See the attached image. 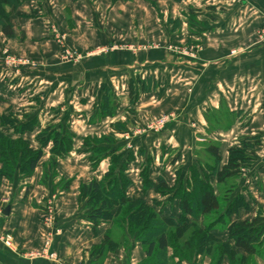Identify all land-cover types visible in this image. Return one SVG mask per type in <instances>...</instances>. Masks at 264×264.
<instances>
[{"label":"crops","instance_id":"1","mask_svg":"<svg viewBox=\"0 0 264 264\" xmlns=\"http://www.w3.org/2000/svg\"><path fill=\"white\" fill-rule=\"evenodd\" d=\"M6 9L13 37H6L0 26V116L10 112L16 124L0 125V131L10 139H22L32 151L41 148L38 135L46 129L61 128L72 142L70 152L55 160L59 177L70 180L59 196L51 182L41 184L42 165L54 161L51 142L42 148L43 157L28 179L15 173L13 181L2 180L0 186V230L12 234L22 251L41 247L43 207L53 206L60 230L52 249L57 259H29L0 242V264H77L83 251L112 229L111 224L101 223L93 232L85 215L76 213L80 185L101 181L110 165V158L101 155L93 167L90 149L108 148L122 159L131 155L125 171L131 182L127 197L142 198L163 218L177 219L178 200L172 199V193L154 191L158 178L168 188L185 184L188 167L202 159L185 155L175 145L194 149L196 139L213 142L224 164L228 149L252 138L253 130H264V0H20L16 8ZM53 28L67 37V49L82 54L81 63L60 61ZM142 38L155 46L102 52L112 43L143 44ZM169 46H199L200 51L191 58ZM4 48L31 60L32 67L5 65ZM169 110L182 114L180 136L169 131L166 139L145 136L133 147L125 146L124 132ZM224 114L232 118L225 129L231 135L227 141L221 139ZM125 115L128 125L120 120ZM31 121V129H20ZM102 138L112 143L94 144ZM87 139L91 148L84 144ZM263 152L255 157L259 167H264ZM145 167L152 186L143 192ZM254 175L264 176V168ZM252 189L242 194L248 210L240 209L231 221L255 218L258 206L263 207V197H256ZM215 194L219 195L216 189ZM248 211L252 215L246 216ZM213 234L227 241L224 230ZM142 250L140 243H134L131 264L144 259ZM116 258L106 264H129L122 253ZM83 264H88L85 257Z\"/></svg>","mask_w":264,"mask_h":264},{"label":"trees","instance_id":"2","mask_svg":"<svg viewBox=\"0 0 264 264\" xmlns=\"http://www.w3.org/2000/svg\"><path fill=\"white\" fill-rule=\"evenodd\" d=\"M19 3L20 0H0V20L6 7L16 8ZM2 33L8 38L13 37L10 23L7 22L2 27ZM15 124L16 121L10 112L0 116L1 126L12 127ZM33 124L31 121L20 129H31ZM61 130L58 128L42 131L38 135L41 148L37 151L30 150L22 139H10L0 131V185L4 179L13 181L16 171L23 180L28 179L43 157L42 148L51 142L50 152L54 161L45 166L46 171L41 179V184L47 185L48 172L55 165V160L67 155L71 150V138ZM253 140L258 141L257 138L243 139L238 145L228 149L224 164H221L218 147L208 146L206 151L213 159V164L197 160L188 167L185 184L180 183L177 187L168 188L163 178H158L154 191L161 195L172 193V199L178 200L180 216L177 219L163 218L161 212L156 211L142 198L127 197L126 191L131 182L125 176V171L133 159L131 155L122 159L116 151H110L108 148H92L90 151L93 154V167L98 165L101 155L110 158V165L101 181L94 180L82 184L79 188L80 202H84L85 219L93 232L101 223H108L124 231L127 236L135 237L144 249V264L191 262L194 255L202 254L201 251L211 257V264H220L224 256H227L230 264H248L249 258L255 257L259 249L264 248V216L259 214L252 219L231 221V216L236 215L240 209L248 208L242 194H236L226 206L222 203L220 194L216 196L215 188L210 184L214 179L216 185H226L228 180L240 175L241 166L252 159L254 149L258 146L257 141L256 144L252 143ZM93 142L95 145L112 143L109 138ZM85 146L91 148L88 140H85ZM18 159L21 160L19 164L16 163ZM141 178L143 192H146L152 186L148 178V167L142 170ZM61 187L63 191L67 190L69 182H63ZM231 191L224 192L229 195ZM213 215H217V223L225 217L230 219L223 229L227 233L226 242L213 234L217 228L215 223L199 225L200 220ZM111 235L112 229L107 230L102 243L91 248L90 264H103L106 256L116 249L117 244ZM211 250L215 252L209 253ZM237 251L241 253L235 254Z\"/></svg>","mask_w":264,"mask_h":264},{"label":"rangeland","instance_id":"3","mask_svg":"<svg viewBox=\"0 0 264 264\" xmlns=\"http://www.w3.org/2000/svg\"><path fill=\"white\" fill-rule=\"evenodd\" d=\"M9 14L10 13L5 8V11L2 14V16H1L2 18L0 20V26L1 27L5 26L7 22L9 23ZM5 16H7L6 19H5ZM263 32H264V28H262V30H261L262 34H263ZM65 39H67V37H65ZM142 40H145V42L143 44H138L137 42H132V43L127 42V43H122V44L121 43L120 44L112 43V45H116L118 47H124L123 50L118 48V49H116L114 51H130V52H136L138 50L147 49V48H151V47L155 46V43H148L149 41L147 39H143L142 38ZM64 41L66 42V40H64ZM112 45H110V46H112ZM169 48L172 51H175L176 53H178L181 56H185V57L189 56L191 58L196 57L198 51H200L199 46H193V47H189L187 49H185L184 47H177V46H169ZM60 49H61V51H60V54H59V58H60V61L62 63L79 64V63L82 62V58H83L82 54H80V53L78 54V53H75L73 51H70V54L65 55V50L66 49H63L61 46H60ZM106 49H104V50H106ZM114 51L105 52V53L106 54H110V53H113ZM88 52L90 54V52H93V51H88ZM1 54H2V57H3V61L5 62V65H8V64L13 65L12 61L15 62V63H20L21 62L22 65L24 64V66H27L29 68L32 67V65H33V62L31 60L26 59L23 56L17 55L15 53L12 54L5 48L3 50H1ZM261 110L263 111V116H264V105H263ZM127 114L129 115V117H131V114H129V113H127ZM126 115H125V117L120 118V120L122 119L121 122L126 123V125H128L129 124L128 123L129 120L126 117ZM134 115H136V114H134ZM180 115H182V114L178 115L177 113L173 112V110L172 111L169 110L168 112L163 113V114H162V112H160L158 114V116H155L154 118H152L150 120L143 121L142 125H138L140 127H134V128H132V127L130 128L129 127L130 128V129H128L129 131L128 132H124L123 141H125V146L128 147V148L129 147H133L134 143L139 141V139L144 138L145 136L156 137V139L158 138L160 140L166 139V137H168V135H169V133H168L169 131H170V133H171V131H174L173 134L175 135V137H177V135L180 136L181 135L180 126H182V124H183V120H180L181 119ZM177 116H179L180 118H177ZM164 120H166V122H165L166 124L164 126H161L160 123L162 121H164ZM213 121H215V120H212V122ZM231 122H232V118H231V116L229 114L222 115V119H221L220 125L223 127L222 130H224V132H225V134L221 135V139L222 140L223 139H225L226 141L229 140V137L231 135L229 134V136H228V134H227L228 131H226L225 129H227V127L229 128V126L231 125ZM216 124L217 123L215 122L213 125H216ZM263 129H264V127H263ZM253 131H254L253 133H255V134H253L254 136H252V138H257L258 141L257 140H253L252 143L256 144V141H257V145L258 146H256V149H254L255 153H254L252 159H250L249 162L246 163V165H244V166L242 165L241 166L240 172H239L240 175H238L235 178H232V179L228 180L226 185H222V186L221 185H216L214 179L211 180V184L210 185L212 187L215 186V189L219 192V194L221 196L220 199H222V203H224V205H226V206L228 205L229 200H231V198L234 197L236 194H238V193L239 194H245L246 189L248 187H252L254 190L252 189L251 192L254 195H256V197H258V198H262L263 197V202L261 201L263 203V207H261V206L259 207L258 206V208H257L258 211L256 213V216H257L259 214L263 215V212H264V194L262 196L259 194L261 192V190H262L261 187H264V176H258V175L255 176L254 173H255L256 170L257 171H261V168H264V167H262V166L259 167L258 163H255V162H257V161H255V157L257 156V154L260 151H262V152L264 151V130L260 129L258 131H255V130H253ZM222 137H224V138H222ZM87 140L89 142H91V139H87ZM212 141H214V140H212ZM202 142H203V140H198V139L195 140V143H196L195 147L199 148V149H196V148H194V149L192 148L191 149V147L189 148V145H185V147L183 145H175V147L174 146L173 147L175 149H177V150L182 151L183 153H185V155H189V153L190 154L192 153V155L195 154L197 157L201 158L203 162L205 161V162H208L209 164L212 165L213 164V159L207 153L206 149H207L208 146L212 145L211 143H213V142H211V143H205L204 142V144ZM84 144H85V142H84ZM238 144L239 143H237V145ZM92 157H93V155L90 156V158H92ZM260 157H261L262 161L264 162V152L262 154H260ZM20 161L21 160L18 159L16 163L19 164ZM49 162H51V160L47 161V163H44L42 165V167L44 168V171H46L45 170V166ZM221 164H223V162ZM253 168L255 170H254V172H251ZM133 170H135V169L132 168L131 172ZM15 173H18V172L16 171ZM67 180L64 179V178L59 177V175L57 173V170H56V162H55V165L52 166V170L48 172L47 184H49V182L52 183L54 192H57V196H59L63 192V190L61 189L62 188L61 186L63 185V182H69L70 181V180L69 181H67ZM259 189H261V190H259ZM227 190H232L231 192H229V195H226L227 193L225 194V192H224V191H227ZM250 195L251 194H249V197L251 198ZM79 196H80V190L78 191V201H79L78 209L79 210L77 209L76 213L77 214H80V213L84 214V209H83L84 208V202H80ZM255 209H253L252 212ZM247 210H248V208H247ZM52 211H53V216L51 218V221H52L51 223L43 221L41 219L42 220L41 221V223H42L41 226L44 228V230H43L44 234H43L42 245H41V247L38 250L30 251V252H26V251L20 250L19 247L15 246V244H14L13 235L8 233V232H4L2 230H0V231L4 232L6 235H9L10 239L9 240H3V241L0 240V242L2 243V245L6 249H15L17 251V253H19L20 255H25L29 259L41 258V259L45 260V259H47V258L44 257L46 255V252L51 251L54 254V256L52 258H49V260L55 262L57 257H56V254L52 251L53 245H54V242H55V237H56V236H54V234H55L56 230L59 231V232H60V230L56 226V217H55V212H54L53 206H52ZM249 212L250 211H248V214H245V215L249 216V214H250ZM217 215H213V216L208 217V218H203L202 220L199 221V225L200 226H202V225L206 226L208 224H212V223L214 224L215 223L216 224L215 227H217L216 230L223 231L225 223L227 221H230V219L228 217H225V218H223L221 220V222L217 223L216 222L217 221ZM250 215H252V213ZM111 228H112V235L111 236L113 237V240L117 244V247H116L115 250H113L112 252H110L106 256L103 264H106L107 260L111 261L112 259H117L116 255L120 254V253H122L124 255V260H125L124 262L131 264L132 263L131 260H133V252L132 251H133L134 243H139V242H137L135 240V237L127 236L124 231H121V230L115 228V226L112 225ZM102 241H103V238L98 244L92 245L87 251L84 250L83 253L81 254L82 257L77 260V264H83L84 263V257H85V259H88V264H90L91 261H92L91 257H90L91 248L93 246L99 245L100 243H102ZM47 243H50L49 248H47V247L45 248ZM141 247H142V245H141ZM142 249H143V247H142ZM44 250H46V251L44 252ZM259 250L260 251L257 253V255L255 257L249 258L248 264H260V263H263L262 261H264V248H261ZM142 251L144 253V249ZM214 252H215V250H211V252H209V253L212 254ZM200 253H202V254H197L196 256L194 255V259H193V261H191V263L194 262V264H197V263H199V264H207V263L211 264V257L208 256V255H205L202 251ZM237 253H241V252H239V251L235 252V254H237ZM237 255H239V254H237ZM145 259H146V256L138 264H144L143 261ZM121 262L122 261H119L118 264H121ZM224 262H226V264H230L227 256H224L222 258V261H221L220 264H222Z\"/></svg>","mask_w":264,"mask_h":264},{"label":"built area","instance_id":"4","mask_svg":"<svg viewBox=\"0 0 264 264\" xmlns=\"http://www.w3.org/2000/svg\"><path fill=\"white\" fill-rule=\"evenodd\" d=\"M52 34H53V38H54V40L57 42V44L59 45V46H61L63 49H66L65 50V55H68V54H70V50L69 49H67L66 47H65V36L63 35V34H60V33H57V30L55 29V28H53L52 29ZM118 48H120V49H124V47H118V46H116V45H112V46H109L106 50H103L102 52H112V51H114V50H116V49H118ZM69 50V51H68ZM12 64H18V65H22L21 64V62L20 63H15V62H13L12 61ZM24 65V64H23ZM166 120H164V121H162L161 123H160V125L161 126H164L166 123ZM52 216H53V211H52V205L50 204V203H47V204H45L44 205V207H43V215H42V220L43 221H46V222H49V223H51L52 221H51V218H52ZM59 231H55V234H54V236H57V235H59ZM10 239V237H9V235H6L4 232H2V231H0V240H9ZM7 243V242H6ZM49 246H50V243H47V245L45 246V248L47 247V248H49ZM46 250H44V252H45ZM54 256V254L51 252V251H49V252H46V255L44 256L45 258H47V259H49V258H52Z\"/></svg>","mask_w":264,"mask_h":264},{"label":"water","instance_id":"5","mask_svg":"<svg viewBox=\"0 0 264 264\" xmlns=\"http://www.w3.org/2000/svg\"><path fill=\"white\" fill-rule=\"evenodd\" d=\"M8 210V209H7Z\"/></svg>","mask_w":264,"mask_h":264}]
</instances>
